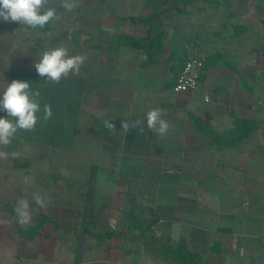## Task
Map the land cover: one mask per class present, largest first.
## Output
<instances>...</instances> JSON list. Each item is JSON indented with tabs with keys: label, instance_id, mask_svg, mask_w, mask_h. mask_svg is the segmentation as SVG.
<instances>
[{
	"label": "crops",
	"instance_id": "crops-1",
	"mask_svg": "<svg viewBox=\"0 0 264 264\" xmlns=\"http://www.w3.org/2000/svg\"><path fill=\"white\" fill-rule=\"evenodd\" d=\"M221 3L77 0L69 12L50 0L59 19L43 28L0 20V94L19 79L41 104L35 129L0 145V264H175L130 234L138 208L197 264H264V26ZM61 46L85 60L56 84L34 65ZM193 56L198 89L174 92ZM152 109L171 125L163 138ZM125 119L143 133L122 134Z\"/></svg>",
	"mask_w": 264,
	"mask_h": 264
},
{
	"label": "clouds",
	"instance_id": "clouds-1",
	"mask_svg": "<svg viewBox=\"0 0 264 264\" xmlns=\"http://www.w3.org/2000/svg\"><path fill=\"white\" fill-rule=\"evenodd\" d=\"M50 0H0V20L5 22H17L29 28H43L54 19H59L54 7H49ZM77 6V0H62V7L69 12ZM83 56H69L68 51L63 46L45 51L34 67L41 78L58 84L63 77L68 74L78 73L84 63ZM39 91H33L30 83L19 79H14L7 83V87L0 94V111H5L8 118H0V145L11 144L18 130L32 131L38 122L37 113L41 104L38 100ZM160 109H152L146 115L147 128L154 131L163 138L170 130L171 125L162 118ZM52 117L50 104L43 105V119L48 121ZM11 118V119H9ZM105 127L115 132V124L105 121ZM130 129H136L143 133V122L139 119L122 121L121 133L125 136ZM9 154L0 152V158H7ZM16 153H12L15 157ZM35 204L41 208L47 206L48 201L40 194L33 196ZM18 223L21 225L29 222L31 218L30 204L26 199H20L15 209Z\"/></svg>",
	"mask_w": 264,
	"mask_h": 264
},
{
	"label": "rangeland",
	"instance_id": "rangeland-1",
	"mask_svg": "<svg viewBox=\"0 0 264 264\" xmlns=\"http://www.w3.org/2000/svg\"><path fill=\"white\" fill-rule=\"evenodd\" d=\"M174 2V0H172ZM179 1L178 5H181L184 8H187L188 6H192L195 5L197 3H200L201 6L203 7L205 4L207 5L208 3H206L205 1H196L193 3H184L182 2L183 0H177ZM176 2V1H175ZM225 3V6L228 7V10H234V11H241L242 6H247L250 8L249 9V13H250V17L253 18H258V22L262 24V26H264V0H219L217 3L213 4V6H219L222 3ZM228 3V4H226ZM230 3L234 4V5H230ZM236 5V6H235ZM232 7V8H231ZM239 8V9H238ZM253 16H252V13ZM252 22L255 24V21L252 20ZM264 32V31H263ZM135 214L137 213L138 215V220L139 223L142 224L141 227L138 228H131L130 234L134 235L135 240L137 242H146V244H144L143 247H147L152 249L154 251V253H158L159 255H165V256H170L172 257L170 251H168L166 249V247H174L172 245L171 242H167L163 245H161L163 242L161 240V238L158 236L157 237V232L155 231V228L153 227H149V223L150 221L153 219L150 210H147L145 208H138L135 209ZM189 257V256H188ZM193 256H190L189 258H192Z\"/></svg>",
	"mask_w": 264,
	"mask_h": 264
},
{
	"label": "built area",
	"instance_id": "built-area-1",
	"mask_svg": "<svg viewBox=\"0 0 264 264\" xmlns=\"http://www.w3.org/2000/svg\"><path fill=\"white\" fill-rule=\"evenodd\" d=\"M204 61L197 56L190 57L177 74L174 92H187L197 90L200 84V74ZM208 100V98H207Z\"/></svg>",
	"mask_w": 264,
	"mask_h": 264
},
{
	"label": "trees",
	"instance_id": "trees-1",
	"mask_svg": "<svg viewBox=\"0 0 264 264\" xmlns=\"http://www.w3.org/2000/svg\"><path fill=\"white\" fill-rule=\"evenodd\" d=\"M176 1V2H175ZM181 1V0H180ZM196 1H205L206 3L213 5L215 3H217L219 0H183L182 2L184 3H193ZM179 1L174 0L175 4H179ZM129 222H130V227H134V228H138L141 227L142 224L139 223L138 220V215L137 213L135 214L134 210L130 211L129 214ZM157 222V220L155 218H153L150 223H149V227H152L155 223ZM166 249L171 253L173 260L175 262V264H197V258L196 257H192L189 258L190 256H192V254H190V256L188 257L185 253H184V249L182 247H178V248H174V247H166Z\"/></svg>",
	"mask_w": 264,
	"mask_h": 264
}]
</instances>
